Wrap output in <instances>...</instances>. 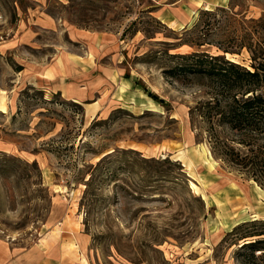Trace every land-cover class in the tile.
<instances>
[{"label":"rangeland","instance_id":"obj_1","mask_svg":"<svg viewBox=\"0 0 264 264\" xmlns=\"http://www.w3.org/2000/svg\"><path fill=\"white\" fill-rule=\"evenodd\" d=\"M259 22L264 0H0V239L76 264H239L223 239L264 218V189L212 155L208 87L172 68L195 52L249 67ZM92 61L109 70L93 96L47 85Z\"/></svg>","mask_w":264,"mask_h":264},{"label":"trees","instance_id":"obj_2","mask_svg":"<svg viewBox=\"0 0 264 264\" xmlns=\"http://www.w3.org/2000/svg\"><path fill=\"white\" fill-rule=\"evenodd\" d=\"M217 11H203L200 17ZM259 25L260 33L264 34V23L259 22ZM260 38L263 43L264 37ZM239 45L241 48L246 46L250 53L249 67L226 59L224 54L210 56L195 52L177 55L184 62L175 64L172 71L196 76L201 85L208 87L211 98L200 103V118L207 124L212 155L222 162V166L264 189V43L262 46L251 43ZM218 46L221 53L235 52L220 44ZM119 152L134 153L127 149ZM108 158L106 155L104 159ZM104 159L96 163L93 172L100 178L109 173L118 175L119 171L110 167L112 161ZM144 160L147 159L138 157L137 161ZM91 184L94 185L90 177L86 185L91 188ZM229 239L232 240L231 245H237L234 253L237 263L264 264V218L237 224L227 232L223 241Z\"/></svg>","mask_w":264,"mask_h":264},{"label":"crops","instance_id":"obj_3","mask_svg":"<svg viewBox=\"0 0 264 264\" xmlns=\"http://www.w3.org/2000/svg\"><path fill=\"white\" fill-rule=\"evenodd\" d=\"M208 1H210L212 4L216 6L223 4L227 0H205V2ZM192 2L194 4H200V2L203 3V0H192ZM190 6L194 7L193 5ZM171 18L174 19V17ZM170 19L167 22L172 23ZM182 21H181V27H184V25H186L187 22H182ZM102 38L105 39V36L102 35ZM78 60L81 61L82 57H78ZM78 66H79L78 67L79 71L77 70L76 67V69H71V68L70 70L67 69V71H65L64 73H59V75L52 74V76L48 78L50 82L47 83V85L50 87H56V90L59 91L64 90V92L67 95H70L71 97L82 99L85 97H89L90 95L91 96L94 95L95 93L94 90L96 89L94 88V84L101 76H105V78L109 79V77L105 73V72L108 73L109 70L102 68L101 73L98 74L95 71L96 67L94 65V62L93 64L88 63L82 66L81 65ZM77 76H81L87 79L86 82L82 83L83 86L79 87L82 90L70 89L71 85H66L65 82L66 79ZM99 82H102V80H98V83ZM64 256L66 255L62 254L61 250L58 254H53L50 253V251L47 249L42 251L41 249L38 248L26 250L23 252H16L7 244V242L0 239V264H76L75 261L71 259H68L67 261L65 259L63 260Z\"/></svg>","mask_w":264,"mask_h":264}]
</instances>
